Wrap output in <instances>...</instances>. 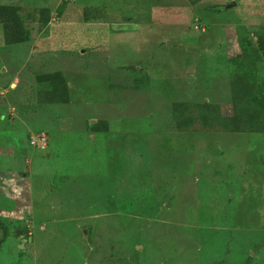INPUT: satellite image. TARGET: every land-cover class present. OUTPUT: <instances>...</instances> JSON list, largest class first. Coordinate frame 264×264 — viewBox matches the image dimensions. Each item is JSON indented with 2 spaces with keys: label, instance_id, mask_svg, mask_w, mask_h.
I'll list each match as a JSON object with an SVG mask.
<instances>
[{
  "label": "rangeland",
  "instance_id": "1",
  "mask_svg": "<svg viewBox=\"0 0 264 264\" xmlns=\"http://www.w3.org/2000/svg\"><path fill=\"white\" fill-rule=\"evenodd\" d=\"M0 4L2 264H264V0Z\"/></svg>",
  "mask_w": 264,
  "mask_h": 264
},
{
  "label": "trees",
  "instance_id": "2",
  "mask_svg": "<svg viewBox=\"0 0 264 264\" xmlns=\"http://www.w3.org/2000/svg\"><path fill=\"white\" fill-rule=\"evenodd\" d=\"M41 12L42 15L40 17V22L47 23L50 17L49 9L45 8ZM85 14L87 15L86 18L88 16L99 18L104 15L103 8L99 7H87V11L85 12ZM88 19L90 18L88 17ZM0 23L4 31L1 41L6 45L19 43L27 31L21 18L18 15L17 8L13 4H0ZM245 46L247 47L249 56L255 57L259 60L264 58V32L257 34L256 46H252V43L250 41H246ZM243 56L244 54L239 55L238 62L243 63L246 60L245 57L244 60L242 59ZM50 79V82L52 84H58L61 87V90L67 87L66 82L59 74H52ZM260 103H262V105L264 104V97L260 99ZM247 115L248 113L244 108H236L234 109V113L232 115L226 117L225 124L232 131L241 132L245 128ZM0 231H5V227L1 219ZM3 240L4 236L0 237V248ZM0 264L2 263L0 262Z\"/></svg>",
  "mask_w": 264,
  "mask_h": 264
},
{
  "label": "built area",
  "instance_id": "3",
  "mask_svg": "<svg viewBox=\"0 0 264 264\" xmlns=\"http://www.w3.org/2000/svg\"><path fill=\"white\" fill-rule=\"evenodd\" d=\"M40 134H42V135L37 136V141H35V140L32 139L31 142L32 143L37 142V143L43 144L44 143L45 136H44L43 132L40 133Z\"/></svg>",
  "mask_w": 264,
  "mask_h": 264
}]
</instances>
